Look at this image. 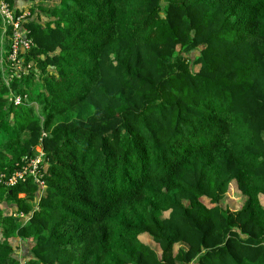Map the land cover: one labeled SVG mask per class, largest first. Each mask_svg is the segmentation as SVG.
<instances>
[{
    "label": "trees",
    "instance_id": "1",
    "mask_svg": "<svg viewBox=\"0 0 264 264\" xmlns=\"http://www.w3.org/2000/svg\"><path fill=\"white\" fill-rule=\"evenodd\" d=\"M42 1L7 83L0 13V264H264V0Z\"/></svg>",
    "mask_w": 264,
    "mask_h": 264
},
{
    "label": "rangeland",
    "instance_id": "2",
    "mask_svg": "<svg viewBox=\"0 0 264 264\" xmlns=\"http://www.w3.org/2000/svg\"><path fill=\"white\" fill-rule=\"evenodd\" d=\"M42 3H45L44 1L42 0H29L27 2V5H26V10L23 12L24 15H23V18H22V21H24L28 16H30V12H31V7L35 6L37 7L38 5L36 4H42ZM47 4L49 5H52L51 2H47ZM45 7V6H44ZM47 13V12H46ZM45 14V13H44ZM36 14H32L31 17H35ZM46 17V15H44ZM7 23V22H6ZM8 23L7 24H4V30H3V33L6 34V31H8ZM24 35V30H20L18 29L17 32L15 30V33L13 34L12 36V40L14 42V51H13V54L11 56H9V58L5 59L4 61L6 62L5 65L2 67V79H3V82H8L9 79L13 78V75H22L23 73H29V69L30 67H27L25 66L24 64V59L23 58H19L18 57V50L19 49H25V47L28 46V43L22 38ZM5 35H2L1 37L4 38ZM11 66V67H10ZM11 68V69H10ZM12 70V71H11ZM5 96H9L10 98L14 97L13 94L10 93H6ZM27 171H29L31 169V165H30V162H28L27 166ZM236 184L235 183H232L231 184V189L229 191V199L227 198L226 200H222V204L225 206V204L227 206H229L230 208L232 209H235L239 206L240 204V194L237 192V190L235 189ZM20 196H24V194H20ZM228 200V201H227ZM204 201L208 204V205H211L209 204L208 202V199H204ZM4 212L3 214L6 215L7 217L9 216H18V212L16 210V204L13 202V201H4L2 204H1ZM19 218V217H18ZM27 220V218L25 217H20L18 219V221H20L22 224L25 223ZM20 224V223H18ZM141 236V239L144 243L146 244H149L153 247H155L156 249H158V245L153 242L151 240V238L149 236H147L146 234H143V235H140ZM0 238H1V230H0ZM17 238H15V236H13L10 240L13 242V244L16 246L19 244L18 246V254L20 253H25L24 255L21 254V258H25L24 260H29L30 259V255H29V251L30 249H28V246L24 243V241L21 239H19L18 241H16ZM33 240H26L25 242L26 243H29ZM18 243V244H17ZM183 246H186L185 244H182ZM28 251V253H26ZM24 263H26V261H24Z\"/></svg>",
    "mask_w": 264,
    "mask_h": 264
},
{
    "label": "built area",
    "instance_id": "3",
    "mask_svg": "<svg viewBox=\"0 0 264 264\" xmlns=\"http://www.w3.org/2000/svg\"><path fill=\"white\" fill-rule=\"evenodd\" d=\"M0 13L4 19V22L13 24V26L17 32V30L20 28V23L22 21L24 13H23V15H21L17 18H14V12L12 11V9H10L6 0H0ZM14 100L16 103H19L21 100V97L19 95L15 96ZM40 158H41V156L37 155L36 157H33V158L28 160V162H30V165H31V169L29 171H27V167H25L27 165H24L21 169L15 170L9 176L2 175L3 182L7 186H14V185L18 184L20 181H24L27 174H31L32 176H34L36 178V181H39V177L37 176V173H36V167H37L38 163L40 162ZM39 182H40L41 186L44 185L43 181H39ZM19 216L26 217L24 215V213H19ZM24 264H28V263H24Z\"/></svg>",
    "mask_w": 264,
    "mask_h": 264
},
{
    "label": "crops",
    "instance_id": "4",
    "mask_svg": "<svg viewBox=\"0 0 264 264\" xmlns=\"http://www.w3.org/2000/svg\"><path fill=\"white\" fill-rule=\"evenodd\" d=\"M28 0H16V4L20 8H25ZM26 9V8H25ZM18 244V243H17Z\"/></svg>",
    "mask_w": 264,
    "mask_h": 264
},
{
    "label": "clouds",
    "instance_id": "5",
    "mask_svg": "<svg viewBox=\"0 0 264 264\" xmlns=\"http://www.w3.org/2000/svg\"><path fill=\"white\" fill-rule=\"evenodd\" d=\"M18 216H19V213H18ZM26 218V217H25Z\"/></svg>",
    "mask_w": 264,
    "mask_h": 264
}]
</instances>
